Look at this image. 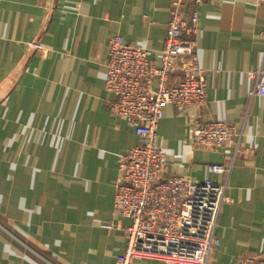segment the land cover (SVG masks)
<instances>
[{
  "label": "crops",
  "instance_id": "obj_1",
  "mask_svg": "<svg viewBox=\"0 0 264 264\" xmlns=\"http://www.w3.org/2000/svg\"><path fill=\"white\" fill-rule=\"evenodd\" d=\"M170 0H0V264H116L131 221L113 205L119 158L138 142L113 117L104 89L108 42L120 36L159 65ZM206 104L163 109L156 146L166 176L191 183L224 177L228 151L199 149L195 122L233 125L240 152L228 176L219 246L210 264L264 257V0L191 6ZM132 264H164L139 259Z\"/></svg>",
  "mask_w": 264,
  "mask_h": 264
},
{
  "label": "built area",
  "instance_id": "obj_2",
  "mask_svg": "<svg viewBox=\"0 0 264 264\" xmlns=\"http://www.w3.org/2000/svg\"><path fill=\"white\" fill-rule=\"evenodd\" d=\"M203 0H170L166 35L159 65L144 49L128 45L122 37L108 42L104 89L113 95L110 114L133 130L137 144L119 158L114 209L131 221L125 229V249L116 264L139 259L164 264H210L219 246L218 217L231 204L228 176L240 152L241 134L233 125L195 122L189 131L192 145L203 150L228 151V164L211 165L224 180L191 183L166 176V157L156 146V129L163 109L183 113L206 104L205 72L198 64L194 35L196 17L191 6ZM250 98L264 96V70L251 73ZM234 264H264V257L243 255Z\"/></svg>",
  "mask_w": 264,
  "mask_h": 264
}]
</instances>
